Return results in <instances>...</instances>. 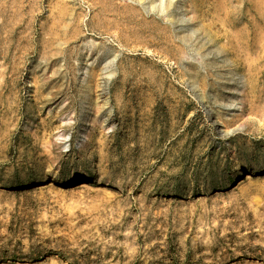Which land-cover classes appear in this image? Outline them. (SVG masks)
Instances as JSON below:
<instances>
[{"label":"rangeland","instance_id":"rangeland-1","mask_svg":"<svg viewBox=\"0 0 264 264\" xmlns=\"http://www.w3.org/2000/svg\"><path fill=\"white\" fill-rule=\"evenodd\" d=\"M0 0V264H264V0Z\"/></svg>","mask_w":264,"mask_h":264},{"label":"bare ground","instance_id":"bare-ground-1","mask_svg":"<svg viewBox=\"0 0 264 264\" xmlns=\"http://www.w3.org/2000/svg\"><path fill=\"white\" fill-rule=\"evenodd\" d=\"M139 1H141V0H139ZM139 1H138V2H139Z\"/></svg>","mask_w":264,"mask_h":264}]
</instances>
